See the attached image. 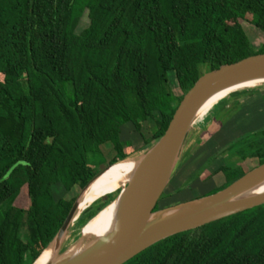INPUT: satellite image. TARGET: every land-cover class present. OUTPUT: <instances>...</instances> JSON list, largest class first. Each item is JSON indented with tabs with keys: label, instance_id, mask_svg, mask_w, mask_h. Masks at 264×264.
Wrapping results in <instances>:
<instances>
[{
	"label": "trees",
	"instance_id": "16d2710c",
	"mask_svg": "<svg viewBox=\"0 0 264 264\" xmlns=\"http://www.w3.org/2000/svg\"><path fill=\"white\" fill-rule=\"evenodd\" d=\"M245 23L264 33V0H0V264H33L79 192L159 140L202 75L264 53ZM258 94L264 104L259 88L232 93L214 119L227 123ZM257 126L223 151L230 162L210 171L214 156L198 167L194 178L224 182L194 198L264 163V120ZM114 197L88 207L76 232ZM125 264H264V204Z\"/></svg>",
	"mask_w": 264,
	"mask_h": 264
},
{
	"label": "water",
	"instance_id": "95a60500",
	"mask_svg": "<svg viewBox=\"0 0 264 264\" xmlns=\"http://www.w3.org/2000/svg\"><path fill=\"white\" fill-rule=\"evenodd\" d=\"M263 85L264 53L224 64L202 75L186 93L165 134L134 160L136 165L129 179L117 190L114 199L97 213L114 206L108 231L89 241L83 240V229L95 215L82 227L78 241L64 246L68 236L76 230L82 213L99 200L80 211L83 196L101 175L129 159L108 165L82 189L63 225L42 252L52 253L44 264H125L168 237L263 205L264 163L215 193L155 209L173 178L201 109L214 99H219L218 105L234 92ZM42 254L33 264L38 263Z\"/></svg>",
	"mask_w": 264,
	"mask_h": 264
},
{
	"label": "rangeland",
	"instance_id": "374dc122",
	"mask_svg": "<svg viewBox=\"0 0 264 264\" xmlns=\"http://www.w3.org/2000/svg\"><path fill=\"white\" fill-rule=\"evenodd\" d=\"M87 14L88 13L85 12L78 30L79 32H81L89 24ZM245 26L249 37L253 39L255 47L259 48L264 43V33L259 32V30L253 27L250 23H245ZM257 88L260 89L261 93H264V85ZM261 95L262 94H258L255 95L256 97H251V99H245V101L242 102V110L225 124H221L215 120L212 115L206 120V122H204V124H198L192 128V131L190 132L182 150V154L180 155L178 167L176 168L173 178L165 191V193L169 196L161 200V204L168 203L170 206L190 200L194 198L198 191L205 192L207 189H212L224 182L222 174H217L207 181L194 178L193 175L198 167L211 157L215 156V161H213L210 165V171L216 170L227 160V163L230 162L228 155H231V152H228L227 154L224 153L227 151L229 144L242 137L244 133L256 129L258 127L257 123L264 120V116L262 114L264 104L261 101ZM217 106L218 105H216V107ZM131 138L136 139L133 131L131 132L130 139ZM143 152L134 153L131 155L129 160L137 161ZM232 160L238 162L236 157H233ZM247 162L251 167L257 164L255 161L248 160ZM119 189H121V187ZM113 195H117V191L113 193ZM78 230L81 231V229ZM75 231L68 236L64 246L67 247L71 244L73 245L78 241V237H80L81 232Z\"/></svg>",
	"mask_w": 264,
	"mask_h": 264
},
{
	"label": "bare ground",
	"instance_id": "6f19581e",
	"mask_svg": "<svg viewBox=\"0 0 264 264\" xmlns=\"http://www.w3.org/2000/svg\"><path fill=\"white\" fill-rule=\"evenodd\" d=\"M219 99H214L208 102L199 112L195 119V125H201L209 119L216 109V105ZM136 163L134 160L123 161L111 167L103 175H101L83 196L81 200L80 211L96 199H102L105 195L117 191L124 183L129 179L132 174ZM114 212V206L111 205L104 209L101 213L96 215L83 229V240L89 241L92 238H96L105 234L110 228L112 217ZM52 256L51 251L46 250L39 258L37 264H44L50 260Z\"/></svg>",
	"mask_w": 264,
	"mask_h": 264
}]
</instances>
